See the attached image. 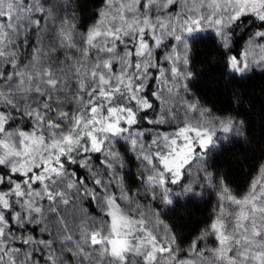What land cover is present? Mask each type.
I'll list each match as a JSON object with an SVG mask.
<instances>
[{
  "label": "snow or ice",
  "instance_id": "6c2138e0",
  "mask_svg": "<svg viewBox=\"0 0 264 264\" xmlns=\"http://www.w3.org/2000/svg\"><path fill=\"white\" fill-rule=\"evenodd\" d=\"M0 0V264H264V163L246 191L213 156L248 142L194 90L264 76V0ZM211 34L214 47L199 54ZM240 41L244 48L233 54ZM215 200L181 234V201Z\"/></svg>",
  "mask_w": 264,
  "mask_h": 264
},
{
  "label": "trees",
  "instance_id": "16d2710c",
  "mask_svg": "<svg viewBox=\"0 0 264 264\" xmlns=\"http://www.w3.org/2000/svg\"><path fill=\"white\" fill-rule=\"evenodd\" d=\"M102 0H79L81 14L84 21L94 19L93 9L99 7ZM244 42L233 50V54H240ZM214 47L211 34H207L205 42L200 45L198 55L206 53ZM212 64L219 65L211 71V65H201L207 71L194 83V90L203 97L209 106L219 111L235 110L244 119L247 125L248 142L242 139L235 140L225 146L222 151L213 156L214 167L222 172L232 183L235 192L247 190L250 181L258 175V168L264 163V76L255 75L240 84L237 95L241 97L238 102L231 99L230 88L226 89L220 72L223 60L216 54ZM215 200L212 195L204 200L181 201L170 213V221L180 226V232L186 237L195 235L199 230L207 227L213 216Z\"/></svg>",
  "mask_w": 264,
  "mask_h": 264
}]
</instances>
